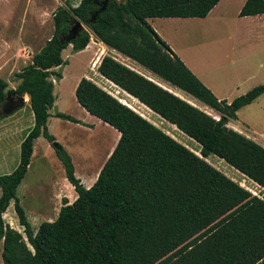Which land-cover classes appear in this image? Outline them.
Returning a JSON list of instances; mask_svg holds the SVG:
<instances>
[{"label": "trees", "instance_id": "16d2710c", "mask_svg": "<svg viewBox=\"0 0 264 264\" xmlns=\"http://www.w3.org/2000/svg\"><path fill=\"white\" fill-rule=\"evenodd\" d=\"M218 2L80 0L75 7L67 1L56 7L52 35L15 73L17 85L9 88L0 77V119L7 116L2 111L7 96L24 95L34 118L20 143L17 166L0 175V264H264V146L227 125L241 107L264 93V82L230 102L218 99L147 21L205 17ZM262 13L264 0H244L238 12ZM74 18L85 28L71 42L61 43ZM91 35L218 115L214 118L109 56L98 65L102 76L198 143L199 154L81 77L74 92L79 105L119 132L93 184L87 188L81 183L47 121L54 83L62 77L56 68L66 63L63 49L71 45L73 52L80 51ZM54 116L81 123L62 112ZM39 136L51 144L77 196L60 207L54 220L42 221L34 230L16 191ZM212 154L263 187V196L210 164L206 158ZM11 202L22 232L4 221Z\"/></svg>", "mask_w": 264, "mask_h": 264}, {"label": "crops", "instance_id": "0c3cea01", "mask_svg": "<svg viewBox=\"0 0 264 264\" xmlns=\"http://www.w3.org/2000/svg\"><path fill=\"white\" fill-rule=\"evenodd\" d=\"M66 1L72 7L77 6L78 3L80 2V0H47L48 5L38 7L36 11H35V8L37 7V5L34 8V14H33L34 16L32 17V21L34 25L36 26V28L38 27L37 29L35 28L28 32L19 34V36H18V33L15 31H12V32L10 31L9 33H6V34H0V69L2 68L9 69L10 70L9 75H10L13 72L16 73L20 70V69H16V66L24 67L25 65L31 62V56L34 53L38 52L45 45L46 41L52 35L53 28H54L53 20H52V12L56 9L58 5H64ZM228 1H232V0H219V2L209 11V13L205 17H201V18L199 17H151V18H148L147 21L154 28V30L159 34V36L170 46V48L187 65V67L202 81L204 85H206L214 93V95L218 99H225L228 102H230L232 99H234L233 92L239 90L241 87V84L244 82L243 76L241 78H237L238 80L227 81V82H225L222 79L218 80V77L216 76L215 72L213 71L210 72V70L212 69L211 66H214L215 62H213L208 56H205L207 54L201 55L199 53L200 45L196 44V41L192 39L193 33L191 32L192 30H196L195 27H197L199 23L201 24L205 23L209 20L210 17H217L218 15H221L223 12H226L227 6L226 5L222 6L220 4L221 2H228ZM235 1H237L239 5V8L237 9L239 12L240 8L244 4V0H235ZM239 18L245 23V29H247V30H244L243 34H240L244 38L243 41L248 40V38L251 39L252 37H255L256 39H259V41L262 42L264 45V13L256 14V15L239 16ZM45 26H47L46 30H44ZM204 30L206 31L205 28ZM209 31L210 30H208V32ZM234 35L235 34H233L231 39L234 37ZM239 40L240 39L237 38L233 40V42L229 41L230 45L228 46V51H229L228 59L230 61H233V63L235 62L236 57H238L240 60H244L243 57L245 56V53L244 52L241 53L240 51L238 52V50H236L237 46L235 44H237ZM66 48L63 49L62 51V57L66 61V63L62 65L61 67L56 68L61 71L62 77L58 81H55L54 83L55 102H56V90L60 89V91L64 92L63 84L67 79V75L64 70V67L66 66L69 67L70 61L72 65L75 58L84 56V59H83L84 66H82L83 67L82 71H80V74H78L75 77L74 82L72 84L71 92L74 98H75L74 92H75V88H76L78 81L80 80L81 77H86L92 80L99 87L106 90L108 93H110L112 96L117 98L119 101H121L122 103L132 108L134 111H136L138 114H140L141 116L149 120L151 123H153L157 127H160V124H166L173 131H177L180 134H184L178 128H176L175 125L163 119L160 115L152 111L145 104L141 103L137 98L130 95L129 93L121 89L119 86L114 84L112 81L102 76L98 72L97 68H98V65L102 57L109 56L115 59L116 61L122 63L126 67L150 79L151 81L170 90L171 92H173L174 94L178 96L180 95L177 92H181L180 90L171 86L169 83L163 81L158 76L152 74L150 71L145 69L143 66H141L137 62L122 55L116 50L108 47L103 42L99 41L95 35H91V38L87 46L80 51H77V52L69 51V53L65 55L63 53H64V50H66ZM26 51H30L31 55H28V54L26 55L25 54ZM263 53H264V49H263ZM11 88H14V87L12 86ZM263 94L257 97L252 103L245 105V106L252 105ZM27 96L28 95H24L23 97L24 99L23 105L27 104V107L30 108L29 102L25 101ZM55 102H54V105H55ZM75 104L79 108L80 113L82 115V117L80 118L79 117H75V118L79 120L81 123H74L69 120L61 119V118L54 116L56 112H62L60 109H57L55 112H51L49 110L50 115L48 117L47 127H48L49 132L55 137V139L57 140L58 137L55 136L56 135L55 132L54 133L51 132V129L54 123L58 125H66L68 127L71 126L74 128H80L86 131H93V130L87 129L85 127L92 128L95 125L97 126L99 125L101 127H104L110 134L108 135L109 143L107 144L108 145L107 147H109L112 143L113 145H115L116 142H113V141L114 139H116V135H117V138H119V132L115 128L110 126L109 124L103 122L99 118L88 113L83 107L79 105L76 98H75ZM243 107H241L236 112L237 118L231 119L227 123V125L233 128L234 130L241 132L247 137L255 140L262 146H264V133L263 135L262 133H260L259 137L261 138V140H259L255 137L250 136L249 134L244 132V130L241 129V127L246 128V129L248 128L245 125H243L242 122L239 120L240 112L243 109ZM21 109L22 108H18L9 116H12L16 114L17 112H19L22 116H20L17 119L21 120V118L24 115V111L22 114L21 113L22 111H20ZM26 115H27L26 117L27 124L25 126L22 125L21 127H19L18 121H15L10 124L4 123L6 116L0 119V175L12 172L19 162L20 143L23 137L25 136L26 132L29 130V128L33 126V123H34L32 111L30 110L28 111V113L26 112ZM215 116H218V115L215 114ZM22 132L24 134H20ZM165 132L168 133V131H165ZM168 134L172 136L173 138H175L171 133H168ZM189 139L191 140V138ZM113 148L114 146H111L110 149H107L105 151V153L103 154V161L96 170H90V171H87L86 173L83 172L82 170L77 171V167L74 163V159L72 158L73 160L72 162L74 163L73 165H74L75 175L77 178L80 179L81 183L85 187L88 188L93 184V182L95 181L98 175L100 168L102 167L105 160L108 158L109 154L112 152ZM52 150L53 148L51 144L43 136L37 137L34 140L31 161L28 166L26 174L28 173L31 167L33 158L40 157L39 160H42L44 159V155H48V153H50ZM192 151H194L196 154H199V152L196 150H192ZM61 172L63 173L61 183L58 184V186L54 189V191L51 194L52 197L54 198L52 210L56 211V213L53 219L52 218L48 219L49 221L54 220L57 217L60 207L65 202L70 204L75 200L77 196L73 186L69 183V181L65 177L63 166H62Z\"/></svg>", "mask_w": 264, "mask_h": 264}, {"label": "rangeland", "instance_id": "374dc122", "mask_svg": "<svg viewBox=\"0 0 264 264\" xmlns=\"http://www.w3.org/2000/svg\"><path fill=\"white\" fill-rule=\"evenodd\" d=\"M36 5L37 7L35 8ZM46 5H48L47 0H0V34L15 31L19 36V34L35 29L36 26L32 21L34 8L36 11L38 7ZM220 5H226L227 11L217 17H210L205 23H199L197 27H195L196 30L191 31L193 33L192 39L196 41V44L200 45L199 53L201 55L207 54L205 56H208L215 62V65L211 66L213 70L211 69L210 72H215L218 80L222 79L227 82L238 80L237 78L243 76L244 82L241 84L240 89L233 92L235 98L247 92L252 87L264 82V45L255 37L243 41L244 38L240 34H243L244 30L247 29H245V23L238 16L237 9L239 5L237 1L221 2ZM46 27L47 26L44 27V30H46ZM208 30L210 31L208 32ZM233 34L235 35L231 39ZM234 38L240 39L237 44H235L237 46L236 50L241 53L244 52L245 56L243 57L244 60H240L236 57L233 63V61L228 59V46L230 42L235 40ZM69 51H72L71 45L67 46L63 54L66 55ZM25 54L31 55V52L26 51ZM83 59L84 56L77 57L74 59L72 65L70 61V66L64 67L67 75V79L63 84L64 92L60 91V89L56 90V102L50 109L51 112L60 109L62 112L74 117H82L79 108L75 104V98L72 95L71 89L75 77L82 71V66H84ZM21 67L22 66H16V69H21ZM9 71L10 70L7 68H2L0 69V75L7 79L8 87L11 88L17 85V81L15 72L9 75ZM177 93L190 103L198 105L201 109L215 116L216 113L213 110L203 106L199 102L195 103L196 100L184 93ZM21 108L20 111H22V114L24 111L21 120L17 119L22 116L19 112L9 116L12 114L11 113L6 116L4 123L10 124L18 121L19 127L22 125L25 126L27 124L26 112L28 113L31 109L27 107V104L23 105ZM239 117L242 124L248 127L247 129L241 127V129L250 136L261 140L259 135L260 133H262V135L264 133V94L252 105L244 106ZM85 128L93 131H86L80 128L54 123L51 132H55V136L58 137L57 142L62 144L67 152L70 153L71 158L74 159L77 171L82 170L86 173L90 170H96L103 161V154L105 151L115 145L112 143L107 147L109 143L108 135L110 134L104 127L95 125L92 128ZM159 128L164 132L168 131V133H171L177 141L184 144L189 149L199 151L198 143L192 139L190 140L186 135L173 131L166 124H160ZM20 134L24 133L22 132ZM117 140L118 138L116 135V139H114L113 142H117ZM39 159L40 157L33 158L28 173L25 174V177L16 191L20 204L24 208L27 218L34 230L37 229L42 221H47L50 218L53 219L55 216L56 211L52 210L54 198L51 194L58 184L61 183L63 177V173L61 172L62 165L53 150L48 153V155H44V159ZM206 160L228 177L248 189L253 195L263 196V187L258 186V184L231 167L221 158L212 154L208 156ZM3 218L5 223L22 232L23 227L18 223L12 202L7 208L6 213L3 214ZM1 252L2 241L0 240V263L2 261Z\"/></svg>", "mask_w": 264, "mask_h": 264}, {"label": "water", "instance_id": "95a60500", "mask_svg": "<svg viewBox=\"0 0 264 264\" xmlns=\"http://www.w3.org/2000/svg\"><path fill=\"white\" fill-rule=\"evenodd\" d=\"M104 8L105 5H103L100 10H103ZM84 28L85 26L83 25V23H81L78 19L74 18L71 21V27L68 33L60 37V42L61 43L71 42V40L77 36L79 31L83 30ZM22 104H23V98H15V97L10 98L9 96H7L6 101L2 106V111L3 113L9 115L12 113L14 109L21 107Z\"/></svg>", "mask_w": 264, "mask_h": 264}, {"label": "built area", "instance_id": "2783aa9c", "mask_svg": "<svg viewBox=\"0 0 264 264\" xmlns=\"http://www.w3.org/2000/svg\"><path fill=\"white\" fill-rule=\"evenodd\" d=\"M214 118L218 119L219 117L218 116H213Z\"/></svg>", "mask_w": 264, "mask_h": 264}, {"label": "bare ground", "instance_id": "6f19581e", "mask_svg": "<svg viewBox=\"0 0 264 264\" xmlns=\"http://www.w3.org/2000/svg\"><path fill=\"white\" fill-rule=\"evenodd\" d=\"M26 101V100H25Z\"/></svg>", "mask_w": 264, "mask_h": 264}]
</instances>
